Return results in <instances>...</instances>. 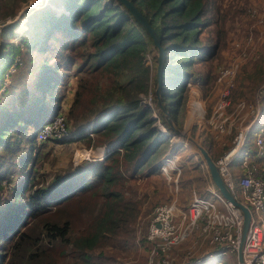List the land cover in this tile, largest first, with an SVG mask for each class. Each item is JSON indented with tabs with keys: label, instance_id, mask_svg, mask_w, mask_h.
I'll return each instance as SVG.
<instances>
[{
	"label": "trees",
	"instance_id": "1",
	"mask_svg": "<svg viewBox=\"0 0 264 264\" xmlns=\"http://www.w3.org/2000/svg\"><path fill=\"white\" fill-rule=\"evenodd\" d=\"M133 1L160 35L163 99L179 124L188 81L210 80L205 63L217 55L220 36L204 32L221 7L216 0ZM25 2L0 0V189L3 180L24 173L10 196L0 198V264H106L115 256L93 251L135 245L129 234L137 201L126 195L124 172L156 173L165 149L152 108L142 102L152 89L158 107L155 70L145 62L146 53L156 50L154 40L119 0H49L31 9L28 29L15 31L19 19H8ZM241 82L238 77L235 90ZM71 94L67 117L76 136L63 142L107 145L109 152L102 160L70 165L51 185L39 186L36 164L47 143L38 142V132ZM160 117L168 126L161 110ZM250 137L246 148L253 147ZM142 244L151 247L145 237ZM224 257L230 259L225 254L210 261Z\"/></svg>",
	"mask_w": 264,
	"mask_h": 264
},
{
	"label": "built area",
	"instance_id": "2",
	"mask_svg": "<svg viewBox=\"0 0 264 264\" xmlns=\"http://www.w3.org/2000/svg\"><path fill=\"white\" fill-rule=\"evenodd\" d=\"M46 4L45 0H33L27 6L40 7ZM262 9L260 12L256 8L251 9L250 14L256 17L258 22L264 23V1ZM11 21L9 18L8 22ZM2 25L4 24L0 23V31ZM233 47L234 57L216 69L212 91L217 97L209 113L206 100L202 96L200 80L194 77L188 81L187 112L184 119L186 122L188 118L199 122L201 129L206 128L210 133L212 132L213 139L218 142V145H220L222 136L229 137V142H221V149L225 146L226 149L215 160L227 184L235 192L238 190L241 198L249 203L251 222L244 247L245 263L264 264V176L261 167L255 161L264 153V120L259 124V118L264 111V82L254 88L252 99L234 97L237 74L241 64L249 58L251 52L256 50L257 45L253 34L248 33L246 37L235 40ZM154 55L153 51L146 53L145 56V62L151 70L155 69ZM142 102L152 108V116L156 119L161 135H171V130L161 120V109L154 103L152 89L144 96ZM88 133L93 135L92 131ZM251 133L253 134V147L246 148ZM75 136L67 117V107L63 106L52 120L42 125L37 140L39 143H55ZM87 149L93 150V147L77 149L76 153ZM174 151H176V157L180 156L177 148L170 149L162 161L160 171L166 176L170 189L178 192V176L185 165L190 166V162L184 160L179 168L173 171L172 167L176 165V157H171L174 161H170L169 156H172L171 153ZM108 152L109 150L95 154L93 151L88 158L102 160ZM243 152V173L236 179L231 163ZM204 171L207 181L205 192L200 193L194 189L188 208L185 209L178 205V199L175 196L169 201L156 204L146 224L145 233L142 232L141 227L145 220L138 219L136 242L142 244L143 237L150 242L151 247L148 250L150 264H172L176 260L175 252L180 249L184 250L183 261L180 264L203 263L225 254H237L244 214L239 207L234 206L223 196L213 182L209 169ZM146 178L148 179V176L142 175L137 182L144 185ZM170 181L175 184L174 187ZM2 182L7 184L6 180ZM193 183L196 184L194 179ZM47 184L51 185V181ZM151 192L152 187L147 184L141 195ZM1 193L0 198L3 197Z\"/></svg>",
	"mask_w": 264,
	"mask_h": 264
},
{
	"label": "rangeland",
	"instance_id": "3",
	"mask_svg": "<svg viewBox=\"0 0 264 264\" xmlns=\"http://www.w3.org/2000/svg\"><path fill=\"white\" fill-rule=\"evenodd\" d=\"M30 1L33 0H27V2L23 3L16 18L12 19V21L16 19H19L20 21L15 31L22 32L28 29V17L29 14L32 12L31 9H39L43 7H28L27 5L28 3H30ZM48 1L49 0H45L46 3ZM263 1L264 0H216L217 5L221 7V11H219L217 14V22L205 30L204 36H211L213 37V39H216L217 36H220V45L219 49L216 52L217 55L215 54L216 56L213 59L205 63L207 69L210 70L209 82L202 84V82L199 81L202 90V96L206 100V107L208 113L212 109V106L214 105V102L217 97L214 94V91H212V85L216 77V69L219 65L228 63L234 57L235 50L233 47V42L235 40H240L246 37L248 33L253 34L257 48L255 51L251 52L249 58L244 60L241 64L240 70L237 74V79L238 77H240V80L242 82L239 84L238 89L234 90V97L252 99V92L254 91L256 84L264 82V23L258 22V19L250 14V10L254 8H256L259 12L262 11ZM60 7L62 10H59ZM55 8H58V11L64 10L63 6H55ZM15 39L18 40L19 37H16ZM154 53L157 54V50H154ZM156 67L157 61H155L154 77H156ZM9 71H15L14 66L11 67ZM6 77L7 79L5 80V82L9 83L10 79L8 76ZM245 77H250L251 79L246 80ZM263 120L264 111L261 114V117L259 118V124L262 123ZM193 123L194 122L192 119L190 120L188 118V121L186 122L183 118L178 124V126L186 133L192 134L193 130H191L190 126ZM170 130L172 134L164 136L163 138L165 149L160 157V165L156 173L148 175L146 174V172L142 173L141 171H137V173L134 174H131L132 170L124 172L125 175H128L125 177V183L127 186L126 195L137 201V210L134 211L135 215L133 216V223L131 225V234H129L131 236L134 235L130 239L135 242V245H132V247H126L125 249H118L116 246V248H113L108 245L102 248V250H100L101 248H98L93 251L96 255H98L101 251H106L109 252V254L115 256L116 259L111 258L105 260L106 264H150L149 251L144 249L143 244H137L136 242V229L138 219L142 221L145 220V222H143L141 225L142 232L145 233L146 224L150 218L153 207L156 204L169 201L173 196H175L178 199V205L186 209L189 206V202L192 198V193L194 189L200 193L205 192L207 181L205 178L204 170H207L208 167L201 153L199 152L197 147L191 142H187L186 139H182L181 141V138L184 137V135L177 134L172 129ZM211 133L206 128L201 129L200 126H198L197 132L195 131V133L193 134L200 141V143L204 144L207 147L213 158L217 159L223 153V150L226 149V146L221 149V142H229V137L226 135L222 136L221 141L219 140L220 145H218V142L213 139V135ZM252 138L253 137H250V141H252ZM251 145L252 142L249 146ZM84 148L88 147L82 146L80 142L69 143L61 141L55 143H47L42 150V154L38 163L36 164V168L40 173L39 186H48V181H52V178L55 176L56 173L65 170L70 165H76L86 159H89L88 155L90 153H93L90 152L91 150H79L76 153L77 149ZM175 148L179 150V154L181 156L183 155L184 159L189 160L190 162V166L185 165L182 169L181 174L178 176V192L173 189H170L167 183L168 180L166 176L160 171L162 161L163 159H165V155L170 149ZM243 154L244 152L241 153L231 163V169L233 173H242ZM261 156L263 160L259 157L256 158L255 161L262 169L264 168V153ZM81 159L83 160L81 161ZM142 175L146 177L148 176V179L146 178L144 185H142V183L139 184V182H137L139 181ZM23 176L24 173H21V175L15 173L11 182H7V184L1 182L2 189H0V192H2V196H10L11 188L16 183H18V181H20ZM193 179L196 181V184L193 183ZM170 183L173 185V187L175 186L173 182L170 181ZM147 184L151 185V187L154 186V188L152 187L153 191L150 194L141 195V193H144ZM236 194L237 197L240 198L246 205H249L247 201L241 198L238 190L236 191ZM140 215H142L141 218H139ZM175 254L176 260L172 264H180L183 261L182 258L184 255V250L180 249L176 251ZM228 256L230 257V259H225L224 257L221 258L220 262H216V260H208L203 263L196 264H212V262H216L214 264H238L236 253H229ZM98 260L101 259L96 258V261ZM71 261L72 260L67 259L63 264H71ZM192 262H194V260H192Z\"/></svg>",
	"mask_w": 264,
	"mask_h": 264
},
{
	"label": "water",
	"instance_id": "4",
	"mask_svg": "<svg viewBox=\"0 0 264 264\" xmlns=\"http://www.w3.org/2000/svg\"><path fill=\"white\" fill-rule=\"evenodd\" d=\"M122 2L137 18L142 25L149 32L150 36L154 40V45L157 50V68H156V78H157V87H156V98L159 108L170 127L175 133L183 135V130L178 126V123L172 116V113L169 109H167L165 101L163 99L162 94V86H163V66L165 61V49L162 46L160 35L155 27L152 26L148 18L141 12V10L135 5L133 0H119ZM195 145L197 146L199 152L201 153L208 169L210 175L213 179V182L220 190V192L227 198L232 204L236 207H239L244 214V221L242 226V235L240 239V243L237 249V259L239 264H246L244 258V247L246 243L247 232L251 222V211L248 205L238 199L236 192L234 189L227 184L224 178L221 175L220 167L217 164L216 160L213 158L207 147L198 142L197 140L192 139Z\"/></svg>",
	"mask_w": 264,
	"mask_h": 264
},
{
	"label": "crops",
	"instance_id": "5",
	"mask_svg": "<svg viewBox=\"0 0 264 264\" xmlns=\"http://www.w3.org/2000/svg\"><path fill=\"white\" fill-rule=\"evenodd\" d=\"M71 100H72V94L71 95H69L68 97H67V99H66V102H65V107H67L69 104H70V102H71ZM184 118V117H183ZM194 123L193 124H191V130H195L196 132H197V127L199 126V122H196V121H193ZM190 129V128H189ZM76 143V142H75ZM77 143H79V142H77ZM92 147H93V150L92 151H90V152H93V151H95V154H101V153H103V152H107L108 150H109V147L107 146V145H91ZM184 160H186V159H184L183 158V155L182 156H179V157H176V165L174 166V167H172V170L174 171V170H176L177 168H179V165L182 163V162H184ZM170 161H174L173 159H170ZM238 176V175H237ZM153 188H154V186H152ZM153 191V190H152Z\"/></svg>",
	"mask_w": 264,
	"mask_h": 264
},
{
	"label": "bare ground",
	"instance_id": "6",
	"mask_svg": "<svg viewBox=\"0 0 264 264\" xmlns=\"http://www.w3.org/2000/svg\"><path fill=\"white\" fill-rule=\"evenodd\" d=\"M58 9V8H57ZM59 10H62L61 9V7L59 8ZM183 135H184V137H182L181 138V141H182V139H186V141L187 142H191L192 144H194L195 145V143L193 142V140L192 139H194V140H197L198 142H200L195 136H193L192 134H190V133H186L185 131H183ZM196 146V145H195ZM197 147V146H196ZM198 149V148H197Z\"/></svg>",
	"mask_w": 264,
	"mask_h": 264
}]
</instances>
